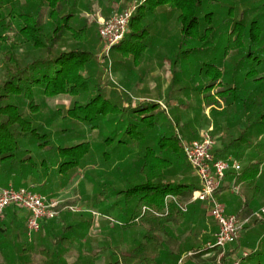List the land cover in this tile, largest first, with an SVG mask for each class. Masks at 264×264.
I'll return each mask as SVG.
<instances>
[{"label": "rangeland", "instance_id": "374dc122", "mask_svg": "<svg viewBox=\"0 0 264 264\" xmlns=\"http://www.w3.org/2000/svg\"><path fill=\"white\" fill-rule=\"evenodd\" d=\"M20 2L16 8L18 11L30 8L32 13L35 12L36 7L26 4L25 0ZM144 3L145 0H69L65 9L74 11L71 22L73 29L66 33L53 51L58 54L74 47L93 51L95 56L88 61L83 72L91 77L92 87L93 84L101 83L105 85L109 97L128 95L127 101L133 104L153 100L162 106L167 105L173 120L180 123V134L185 142L201 138L202 133L212 128L214 153L231 145L237 151L232 158L242 167L239 172L246 170L250 175L255 174L253 170L256 165L259 168L257 175L260 174L256 177V183L263 190L260 201H257L254 209L248 210L246 206L240 214H234L239 219V236L244 232L246 243L248 241L252 248L262 250L264 254V219L260 222L252 220L253 213L264 207V163L260 168V160L264 161V147H261L264 144V123H254L259 115H255L253 107L246 110L242 103L223 100L220 94L225 88L223 82L209 94L205 89L201 91V86L211 79L204 74L207 63L215 67L222 66L221 71H227L238 62L237 49L229 42V32L234 23L243 20L244 24L249 25L254 19H259L264 27V0L206 2L200 10L204 36L196 44L181 43L182 23L178 20L180 10L172 5L173 0H167L165 5L147 14L139 25H147L150 32L147 37L148 48L141 59L112 51L113 46L108 48L100 37L101 21L126 10L137 11ZM208 11L214 13L212 23L204 18ZM44 19L48 23L47 31L49 26L55 27L47 15ZM210 25L214 26L216 33L207 40L204 31ZM186 49H194L187 58L184 54ZM226 51L229 53L224 59ZM46 56V50L34 46L22 32L19 23L11 19L9 8H3L0 19V85H3L7 71H14L15 61L22 64ZM253 62L245 64L243 72H238L234 78L240 82L245 80V93L242 97L251 94L254 104L264 105V63L257 65ZM251 67L257 68L258 75L263 76L262 80L256 82L259 85L256 90L246 80H250L248 76H245ZM94 94L95 91L80 92L77 95H48L42 87H36L35 97L41 108L36 114L29 108L25 97H15L13 102L32 119L33 125H43L54 144L70 145L89 140L95 147L103 142L112 130L111 127L103 122L101 127L92 128L87 123L67 116V110L73 107L75 101L78 104L84 103ZM210 101L215 103V109L208 106ZM239 137H243V140L233 142ZM22 146L33 155H40L37 147L27 139H23ZM257 147L260 149L259 154L256 153ZM132 150L115 151L109 163L101 159V153L94 152L90 160L84 161L67 175L58 173L56 165H51L46 173L43 171L42 181L45 183L32 190L43 193L49 199L61 201L60 214L46 222L45 228L29 239L26 233L28 213L18 207L19 216L12 222L5 211L0 217V226L6 229L5 236L0 238V264H110L138 245L145 230L138 225L124 226L129 221L137 197L126 202L125 195L114 194L116 190L127 189L141 180L132 171L143 148L134 146ZM261 154L263 158L261 156L257 159ZM178 169L177 177L183 175V168ZM240 187L241 192L236 194L243 195L244 187ZM67 206H73L74 209H66ZM206 209L209 211L208 206ZM189 218L190 215L184 221L182 228L187 227L184 233L178 235L176 233L180 229L172 230L181 244L177 247L167 243L168 248L164 247V252L155 256L157 264H176L178 259L189 252L195 253L192 258H188L189 264L232 263L237 259L242 261L241 256L233 258L234 252H229L237 244L228 247L224 254L216 249L209 256L202 257L205 253L196 252L198 250L194 247L202 244L203 237L198 230V234H195L192 229H188ZM208 223L207 228L210 226ZM61 236L69 238L64 242L60 241ZM164 239L167 240V237ZM169 249L180 252L173 254ZM250 263L264 264V259H261L260 254L244 259L243 264ZM119 264L124 263L120 261Z\"/></svg>", "mask_w": 264, "mask_h": 264}, {"label": "trees", "instance_id": "16d2710c", "mask_svg": "<svg viewBox=\"0 0 264 264\" xmlns=\"http://www.w3.org/2000/svg\"><path fill=\"white\" fill-rule=\"evenodd\" d=\"M166 1L145 0L133 14L130 21L131 30L119 44L112 47V51L141 59L148 48L147 37L150 32L147 25H139L147 14H151L158 6L165 5ZM206 2L210 0H173L172 5L180 10L178 20L182 23V44H196L203 38L200 10ZM25 3L36 7L35 12L32 13L30 8L18 11L16 8L21 4L20 0H0V19L3 8H9L11 19L19 23L22 32L34 46L46 50L47 56L22 64L15 61L14 71L9 69L3 85H0V186L13 184L15 187H22V180L29 174L40 177L42 171L46 173L51 165H56L58 173L70 174L84 161L90 160L94 152L101 153V159L109 163L117 150L130 152L134 146L143 148L132 171L140 177V182L131 184L127 189L116 190L114 194L125 195L126 202L137 197L129 221L124 223V226L138 225L146 231L138 245L110 264H119L120 261L124 264H157L155 256L164 252L167 243L179 246V237L171 231L170 225L185 221L191 209L200 202L191 200L193 192L201 187V182L186 156L180 123L173 120L167 111V105L162 106L153 100L133 104L127 101L128 95L109 97L105 85L101 83L93 84L92 87L91 77H87L83 72L88 61L95 56L93 51L81 47L65 49L58 54L53 51L66 33L73 29L71 22L74 19V11L65 9L69 0H25ZM45 15L55 25L49 26L48 31ZM204 18L212 23L214 13L208 11ZM204 32L207 40L216 33L212 25L205 28ZM229 33V42L237 49L238 62L227 71H221L222 66L215 67L212 63H207L204 74L211 79L201 86V91L205 89L209 94L215 86L223 82L225 88L220 92L222 99L229 103H242L246 110L253 107L255 115H259L254 123H264V105L254 104L251 94L242 97L245 93V80L240 82L234 78L235 74L243 72L245 64L253 61L257 65L264 63V27L259 19H254L249 25L244 24L243 20H238ZM192 51L194 49H186L185 57ZM228 53L229 51H226L224 59L228 57ZM175 62L177 63V60ZM245 76L250 79L246 80L253 84L251 86H254V90L259 86L256 82L263 78L258 75L255 67L248 69ZM36 87H42L48 95H77L80 92L95 91L94 95H89L88 101L80 104L75 101L73 107L67 110V116L87 123L92 128L101 127L104 122L112 130L103 142L95 147L89 140L70 145L54 144L43 125H33L32 119L13 102L15 97H25L33 114L41 111L35 97ZM210 102L208 106L215 109V103ZM23 139L37 147L40 154L38 157L29 149H23ZM240 140H243V137L233 142ZM221 152L218 153L219 156ZM178 168H183V175L179 177L176 173ZM242 173L245 174L246 170ZM257 173L258 167L246 183L247 190L256 179ZM45 223L46 221L42 222L41 229L45 228ZM5 231L6 229L0 226V238L5 236ZM164 237H167V240ZM68 238L61 236L60 241L66 242ZM194 248L198 253L216 250L208 245ZM169 251L173 254L180 252L174 249ZM256 254H260L261 259H264L262 250L256 248H253L246 258Z\"/></svg>", "mask_w": 264, "mask_h": 264}, {"label": "built area", "instance_id": "2783aa9c", "mask_svg": "<svg viewBox=\"0 0 264 264\" xmlns=\"http://www.w3.org/2000/svg\"><path fill=\"white\" fill-rule=\"evenodd\" d=\"M135 10H126L116 13L108 19L102 20L99 34L108 48L119 44L129 31L130 21ZM209 128L201 134V138L185 142L186 156L198 175L201 187L196 189L192 195V201L206 203L209 207L211 217L218 226L213 241L208 243L209 247L226 252L227 248L239 242V219L236 214L227 212V205L219 197V193L225 184L227 174L230 171H240L241 164L232 157L217 158L214 154L215 141ZM33 187H15L13 184L0 186V216L8 207L17 206L28 213L26 233L29 239L37 234L43 221L53 220L60 214V202L57 199H49L41 193L32 190ZM232 191L241 192V187L233 182ZM66 209L73 210V206ZM260 222L264 219V207L253 213L252 220ZM248 219L245 221L247 222ZM194 252L183 255L176 264H186V260L193 256ZM244 256L250 254L245 251ZM241 264V259L232 263Z\"/></svg>", "mask_w": 264, "mask_h": 264}, {"label": "crops", "instance_id": "0c3cea01", "mask_svg": "<svg viewBox=\"0 0 264 264\" xmlns=\"http://www.w3.org/2000/svg\"><path fill=\"white\" fill-rule=\"evenodd\" d=\"M261 147H264V144H262ZM222 150H223V152H221ZM259 150H260L259 147H257V152H256L257 154H259V152H260ZM220 152H221V155L219 156L218 153H220ZM236 152L234 151V147L229 145L227 148L219 149L218 151H216L218 156L216 155V153H214V154L217 158H228V157H232L233 154ZM261 156H262V154L257 156V159L261 158ZM262 158H263V156H262ZM260 162H261L260 163V168H261L264 161L260 160ZM258 170H259V168H258ZM253 171L254 172L257 171L256 165L254 166ZM43 174L44 173L42 171V175ZM243 175H245V176H243ZM251 175L248 172L243 174V173L238 172V171H230L227 174L225 184L219 193V197L227 205V210L229 213H237V214L239 213L240 214L241 211L246 206L248 207V210L254 209L257 201H260L259 199L262 196L261 192L263 190H262V187H260V184L256 183L257 178L254 180V182L250 186V188L248 190L246 189V183L248 180L251 179ZM259 175L260 174H258L256 177H258ZM35 178H36V180H35ZM42 178H43L42 176L38 177V176H35L34 174H29L26 178H24L22 180L21 185H23V186H34V187L40 186L43 183H45L44 181H42ZM239 178H241L240 181L238 180ZM43 180H45V179H43ZM234 181H236V183L238 185L242 186V188L244 187L243 195H238L232 191V186H233ZM41 194H43V193H41ZM206 206H208L206 203L197 202V204L193 207V209H191L190 218H189L190 219V223H189L190 227L188 228L189 230L192 229L195 234H198V233H196L197 230L199 232H201L200 235H201V237H203V239L201 241L202 242L201 245H205V246H207L209 242L214 240L215 233L218 230V226H217L216 222L214 221V219L211 217L210 212L207 211ZM248 210L246 212H248ZM5 211H6L7 215L9 214L10 220L12 222L15 221L17 219V217L19 216L18 215L19 213L17 212L18 207H16V206L8 207ZM48 221H50V220H47L46 222H48ZM206 222H209L208 225L210 224V226L208 228L206 227ZM183 224H184V221L180 222L177 225H175V224L170 225L171 231L174 228V229H180L181 230V231L179 230V232L176 234L179 235L181 233H184V231L187 230V227L182 228ZM142 228L146 231V229L144 227H142ZM176 234H175V236H177ZM262 236H264V234ZM240 237H241V240L239 238V242L236 243L237 245L236 244L231 245V246L236 245V247H233L232 249H230L229 252H232V251L234 252V254L232 255L233 258H236L237 256H241L242 257L241 264H243L244 259H246V257L243 255V253L245 251H251V249H253V248H252V245H250L248 241L246 243L247 239H246V235L244 234V232H243V235ZM180 242H181V240H180ZM213 251L214 250L206 252L204 254V256H202V257H205L207 255L209 256ZM186 262H187V264H189L190 260L187 259ZM258 264H261V263H258Z\"/></svg>", "mask_w": 264, "mask_h": 264}]
</instances>
